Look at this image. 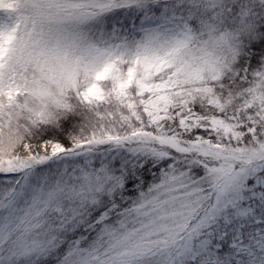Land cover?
Segmentation results:
<instances>
[{
    "label": "snow or ice",
    "instance_id": "1",
    "mask_svg": "<svg viewBox=\"0 0 264 264\" xmlns=\"http://www.w3.org/2000/svg\"><path fill=\"white\" fill-rule=\"evenodd\" d=\"M0 264H264V0H0Z\"/></svg>",
    "mask_w": 264,
    "mask_h": 264
}]
</instances>
